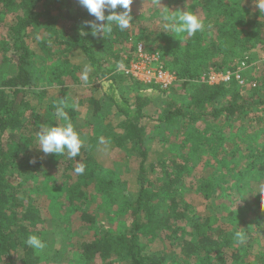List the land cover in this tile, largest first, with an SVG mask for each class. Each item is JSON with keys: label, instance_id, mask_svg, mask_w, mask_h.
Returning <instances> with one entry per match:
<instances>
[{"label": "trees", "instance_id": "obj_1", "mask_svg": "<svg viewBox=\"0 0 264 264\" xmlns=\"http://www.w3.org/2000/svg\"><path fill=\"white\" fill-rule=\"evenodd\" d=\"M46 1L0 0V23L6 16L16 18L14 25L6 29L2 26L5 37L0 39V51L10 56L6 62L14 63L12 73L0 83V264H51L46 260L48 257L26 244L30 235L41 238L46 222L29 190L22 183H13V179L20 177L23 183L35 180L41 167L39 161L31 163L28 159L36 143L30 120H35L36 124L40 114L26 104V94L34 96L41 106L46 102L66 103L64 96L70 86L79 83L78 73H86L85 68L82 70L76 63L77 54L82 57L79 66L86 65L91 70H87L90 77L98 84L96 94L85 103L87 118L81 121L76 118V107L81 102L65 105L75 130L81 137L82 126L94 128L97 125L107 129L110 121L105 116L110 112L123 129L118 143L130 146L129 152L139 157L140 162L136 198L129 207L113 211L112 201L108 206L100 202L109 185L97 174L96 166L83 159L87 147H82L75 158H69L66 153L46 155L49 165L62 168L60 173L46 177L39 184L40 193L49 201L50 222L56 227L64 226L60 230L63 234L60 252L68 245L74 246L72 254L79 264H93L98 260L101 264H167L169 258L149 250L148 243L158 237L174 242L172 246L179 248L182 264L190 261L192 264H245L240 255L242 249H233L227 257L223 251L230 249L236 234L246 228L249 221L262 229L264 215L248 205L243 208L244 218L248 220L224 219L231 227L226 232L214 227L217 220L213 216L202 220L189 216L191 201L186 196L194 194L209 201L235 192L243 200V195L252 191V183L259 180L264 184V79L262 91L258 87L244 91L234 83L210 86L200 82L201 75L209 70L232 69L231 59L250 52L255 45L264 48V10H259L256 0H243L246 1L243 3L242 0L194 1L190 9H199L209 16L202 20L204 29L191 36L196 50L191 52V47L187 46L181 48L176 38L174 41L173 36L166 34L159 49H154L178 81L170 94L161 93L164 108L161 117L154 120L145 110L150 99L137 94L131 102L118 89L138 85L117 71V62H122L123 58L112 51L115 45L129 41L132 35L134 38L132 32L136 26L132 25V32L128 28L120 31L114 27L106 38L102 34L93 36L86 22H96L95 18L79 0H56L62 6L58 8L59 14L56 17L48 14L45 21H40L36 8ZM108 14L105 12L106 16ZM208 18L210 20L205 21ZM28 30L37 32L36 53L25 45ZM206 31L208 38L203 36ZM35 54L40 66L45 60L50 61L49 67L42 68L41 73H46L51 84L58 87L60 97H50L46 90L32 92L34 79L28 60ZM19 95L23 96L21 102L17 100ZM22 107L30 112L26 120L20 112ZM198 122L203 123L204 129L192 128ZM64 123L61 119L57 122L47 119L42 126ZM149 123H155L153 129L157 132L145 129ZM221 126L232 129L231 133L225 135ZM179 127H186L179 132L183 136L180 143L169 141L168 137L177 136L170 131ZM108 136L113 138L114 133ZM158 136H161V150L150 155L146 144L153 143ZM80 163L85 165L83 174L75 172ZM198 167H201L200 176L189 179ZM150 175L154 176L153 181ZM114 185L119 188L115 181ZM102 213L106 222L99 217ZM73 214L78 215L82 233L72 244L70 240L75 237L69 231V224ZM120 215L127 221H118ZM114 219L122 225L121 229L113 230L108 226ZM149 231L158 232V236L145 243L142 237Z\"/></svg>", "mask_w": 264, "mask_h": 264}, {"label": "rangeland", "instance_id": "obj_2", "mask_svg": "<svg viewBox=\"0 0 264 264\" xmlns=\"http://www.w3.org/2000/svg\"><path fill=\"white\" fill-rule=\"evenodd\" d=\"M173 1H175V3L169 2V0H133L132 4L130 5V15L132 17V21L128 29L130 32H132V25H135L136 28L133 27L134 32H132V34H135V36L133 38V35L131 34L132 38H130L129 41L123 43L122 45H115L112 48L113 53L120 55V57L123 58V56L127 53L128 48L137 42H142L148 49L157 50L161 46V39L164 34H166L168 37L173 36L174 41L176 38V42L181 48L186 49L187 46L191 47V52L195 51V43L190 41L191 36H188L186 33L176 35L163 31L161 13L164 10L170 9L171 11H191L196 14L201 20H204L206 17L209 16L208 14H203V12L199 9H190L194 1L197 0H183L178 2H176L177 0ZM246 1L242 0L241 3ZM59 7L62 8V6H60L56 2V0H47L45 3L39 4L36 8V11L40 21H45L47 19L48 14L56 17L60 12L58 9ZM116 11L119 12L121 11V9L118 8ZM15 19L16 18L14 15L6 16L5 18H3V21L0 23V39L5 37V32L2 31L4 28L2 26L5 25L6 29V27L14 25ZM208 20H210V18L205 21ZM36 36L37 32L35 30H28L27 37L25 39L26 47L34 53H36ZM203 36H206L208 38L209 32L206 31V35ZM8 57L10 56H8L7 53L3 54L0 51V83L2 81V78H4L5 76H9V74L12 73V68L14 67V63L6 62L5 59H8ZM37 57V54H35L28 60V63L30 65L29 72L31 75L33 74L34 79V88H32V92L37 93V91L46 90L48 91L50 97L52 95L60 97L61 93L58 87L51 84V81L47 79L46 73H41L42 68H44L45 66L49 67V65L51 64L50 61L47 59L44 61V64H41L40 66V64L38 65V63H36ZM244 57H248V60L249 57L251 59V61L248 62L249 68L244 72V78L248 81L249 84L256 83L255 88L258 87L259 90H261V85L264 79L263 46L259 47V45H255L250 52L241 53L239 56L232 58L230 61V65L233 67L234 64H236L239 60ZM80 59H82L81 55L77 54L76 63L78 67H81V69H87L85 67L86 65L79 66L78 61ZM35 70L37 72H35ZM87 70L89 72L91 71L90 69ZM88 71H86V73L83 72V74L82 71L81 74L80 72L78 73V85H71L68 92L65 94L66 97L64 96L66 100V103H64V105H69L70 103L76 104L81 102V105L76 107V111L78 114L76 118H78V121L87 118V109L85 103L88 98H90L91 96L96 94L95 92H97L95 91V87L97 86L98 81L94 79L93 76L90 77L91 75H89ZM85 75H87V80L84 79ZM132 86L133 88L130 89H118L120 90L121 94L131 102H133L137 94L142 95V97L144 98L150 99V102L145 109L146 112L149 114V116H152L154 120H157L158 117H161V110L164 108V98L162 97L161 92L157 91L153 87L142 88L139 85L136 86V84H132ZM255 88L246 87L243 90L249 91ZM138 90L139 92H137ZM156 91L158 93H156ZM179 94L182 93L179 92ZM97 96H99V94H97ZM17 100L21 102L23 100V96H18ZM24 100H26V104H28L30 109L35 108L37 113L40 114V119L36 124H34L35 120H30V124L32 125V134L36 139V143L30 149L28 153V159L31 163H33L32 161H39L41 167L34 176L36 177V179L34 178L35 180L30 179V181L26 180V182L23 183L24 180H22L20 177H15L13 179V183H22V186L29 190L27 192L30 193L34 205L38 207L42 218L46 222V225L43 229L44 232L40 238L44 242L45 248L43 250H39L40 254L43 255V257H48V259L46 260L48 261V263L51 264H79L76 257L72 254L75 253V251L72 249L74 248V246L72 247L71 245H68L67 247H65L66 249L64 252H60L62 249L61 243L63 236L60 230L64 229V226L59 225L60 227H56L50 222L51 215L48 211L49 201L43 193H40L41 187H39V184H42L46 177L60 173L62 169L61 167H59L58 169L53 168L47 163L46 155L38 148L39 145L36 136V132L39 131V128L42 126L44 120L51 119L55 122L58 121V118L54 116V112L55 106L59 104H52L46 102L43 103V105L41 106L39 105V103H37L34 96H30L27 94ZM20 112L24 117H26L24 120L28 119L27 117H29L28 115L30 114L29 110H27L25 107H22ZM105 119L110 121V127H108L107 129H104L103 127L102 129V127H99L97 125L94 126V128L82 126V136L80 138L83 142V147H87V152L84 154L83 159L88 160L91 165H95L96 168L99 170L97 174L100 176V178L107 180V185H109V187L106 188L107 193L100 199V202H102L104 206H108L109 201H112L114 203L112 209L113 211H117L121 210V207H129L132 201L136 198L135 189L140 159L135 154L133 155L129 152L130 146H126L124 145V143H118L117 140L119 139V137L121 136L120 134L123 131V129L120 128V126L118 125V119L113 118V115L110 112L107 114V116H105ZM149 124L144 126L145 129L152 133L153 131L157 132L153 129L155 123ZM192 128H198L199 130H202L204 129V126L203 123L198 122ZM185 129L186 127H184L183 129L179 127L171 130L170 132L177 133V136L175 138L168 137L169 141H174L175 143L179 144L180 140H182L183 137L180 133H182V130L184 131ZM221 129L223 130L225 135L227 133H231L232 130L227 126H221ZM161 131L164 130L161 129ZM112 133H114V137L109 138L108 135ZM101 138H103V143L101 142ZM146 148L150 149V155H152V152L155 150H161V136H158L153 143H147ZM149 160H152L151 156ZM199 165H202V161L199 162ZM200 168H196V170L192 173V177H190L189 179H197L201 174ZM150 176V180L154 179L153 175ZM114 181L117 183V186H119V188L114 185ZM251 187L252 191L248 192L247 194H244L242 197L243 200H241V198L239 199L238 194H236L235 192H227L229 197L222 195V197H213L209 201H204L196 197L194 194H187L186 198L188 199V201H191V210L189 211V216L194 215L195 217L201 218L200 220H202L204 217L213 216L217 220V223L214 227H218L220 230H225L226 232H228V228L231 229V227L224 222V219L226 217L228 218V220L232 218L241 219V217L243 219L244 217H246V215H244L245 210L243 208L248 205L259 215H264V184L261 183L259 180H256L254 183L251 184ZM61 214L62 216H64L63 211L61 212ZM99 217L101 220L106 222L104 213L100 214ZM119 218L120 219L118 221L120 222L127 221V218L124 216ZM244 219L248 220L247 218ZM108 226L113 230L116 229V227L117 229L122 228V225L120 223L117 224L115 219L113 224H108ZM80 227L81 224L78 220V215L73 214L71 216V221L69 224V231L74 235L75 239L70 240V243L73 244V242L78 239V237L76 236H79L82 233ZM245 229L246 232H244ZM240 231L242 232H240V234L244 237L243 243L239 242L236 236L235 239L232 240L234 242L231 243L230 249H224L223 251L226 257L229 256L230 253H233V249H242L240 255L241 258L244 259L243 261H245V264H263L264 226L262 229H258L255 226L254 222L251 220L249 221V225L246 228H241ZM152 233L153 234H151V231H149L148 234L143 235V242L147 243L150 238L155 239L158 236V232L153 231ZM173 243L174 242H171L170 240H162V238L157 237L155 240L148 243V246L149 250L152 253L159 252L162 253L161 255H165L166 258H169L167 260V264H182V257H180L179 255V248L176 246H172ZM93 264L101 263L98 260L95 261ZM187 264H192V261L187 262Z\"/></svg>", "mask_w": 264, "mask_h": 264}, {"label": "clouds", "instance_id": "obj_3", "mask_svg": "<svg viewBox=\"0 0 264 264\" xmlns=\"http://www.w3.org/2000/svg\"><path fill=\"white\" fill-rule=\"evenodd\" d=\"M132 2L133 0H79V4L85 7L88 13L95 18L96 22H86L92 29V35L102 34L104 38L113 33L114 27L120 31H124L129 27L132 21L130 15ZM256 4L260 11L264 10V0H256ZM118 8L121 11L117 12ZM105 12L109 14L106 16ZM161 20L163 31L176 35L186 33L188 36H194L205 27L204 22L191 11H171L167 9L162 11ZM104 21L106 23H102ZM123 67L122 62H117L118 70ZM84 79L87 80V75L84 76ZM54 116L65 121V123L39 128V131L36 132L39 150L45 155L55 154L57 156L66 153L69 158L79 156L83 142L65 111L64 104L55 106ZM101 142L103 143V138H101ZM84 171L85 165L83 163L75 168L77 174H83ZM236 236L239 242L243 243L244 237L240 233H237ZM26 244L36 250L45 248L44 242L36 235H30Z\"/></svg>", "mask_w": 264, "mask_h": 264}, {"label": "built area", "instance_id": "obj_4", "mask_svg": "<svg viewBox=\"0 0 264 264\" xmlns=\"http://www.w3.org/2000/svg\"><path fill=\"white\" fill-rule=\"evenodd\" d=\"M124 67L117 70L132 82L142 87H153L161 93H169L178 83L175 74L164 66L158 51L148 49L142 42L134 43L123 56ZM249 68L248 57L239 60L232 69L209 70L201 75L200 82L210 86L236 84L240 89L255 88L256 83H248L244 72Z\"/></svg>", "mask_w": 264, "mask_h": 264}, {"label": "water", "instance_id": "obj_5", "mask_svg": "<svg viewBox=\"0 0 264 264\" xmlns=\"http://www.w3.org/2000/svg\"><path fill=\"white\" fill-rule=\"evenodd\" d=\"M19 96H21V95H19Z\"/></svg>", "mask_w": 264, "mask_h": 264}]
</instances>
